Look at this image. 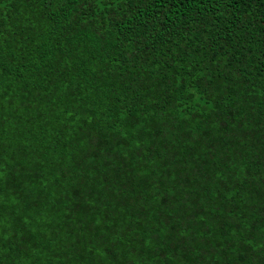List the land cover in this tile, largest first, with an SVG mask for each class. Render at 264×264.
I'll return each instance as SVG.
<instances>
[{
	"label": "trees",
	"instance_id": "trees-1",
	"mask_svg": "<svg viewBox=\"0 0 264 264\" xmlns=\"http://www.w3.org/2000/svg\"><path fill=\"white\" fill-rule=\"evenodd\" d=\"M0 264H264V0H0Z\"/></svg>",
	"mask_w": 264,
	"mask_h": 264
},
{
	"label": "snow or ice",
	"instance_id": "snow-or-ice-1",
	"mask_svg": "<svg viewBox=\"0 0 264 264\" xmlns=\"http://www.w3.org/2000/svg\"><path fill=\"white\" fill-rule=\"evenodd\" d=\"M0 199H2V196H0Z\"/></svg>",
	"mask_w": 264,
	"mask_h": 264
}]
</instances>
